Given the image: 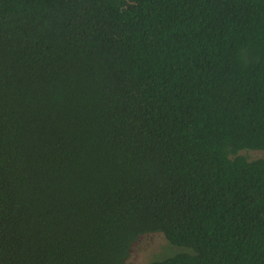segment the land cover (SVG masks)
Here are the masks:
<instances>
[{"label":"trees","instance_id":"trees-1","mask_svg":"<svg viewBox=\"0 0 264 264\" xmlns=\"http://www.w3.org/2000/svg\"><path fill=\"white\" fill-rule=\"evenodd\" d=\"M264 0H0V264H264Z\"/></svg>","mask_w":264,"mask_h":264},{"label":"rangeland","instance_id":"rangeland-1","mask_svg":"<svg viewBox=\"0 0 264 264\" xmlns=\"http://www.w3.org/2000/svg\"><path fill=\"white\" fill-rule=\"evenodd\" d=\"M250 159L262 157L263 151L242 152ZM181 251L170 245L161 234H147L139 237L130 247L124 264H149L172 257Z\"/></svg>","mask_w":264,"mask_h":264}]
</instances>
